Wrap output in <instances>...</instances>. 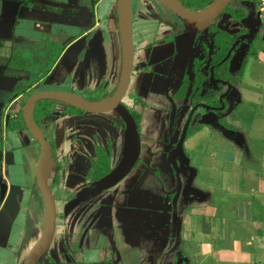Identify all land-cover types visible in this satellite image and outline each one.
Wrapping results in <instances>:
<instances>
[{
	"label": "crops",
	"instance_id": "crops-1",
	"mask_svg": "<svg viewBox=\"0 0 264 264\" xmlns=\"http://www.w3.org/2000/svg\"><path fill=\"white\" fill-rule=\"evenodd\" d=\"M239 3L238 8H250L257 17L258 29L242 26L230 31L236 43L243 44L238 51L245 55L256 39L264 37V19L256 12L254 0ZM118 8L119 0H0V264H24L42 234L37 235V229H44L45 223L43 218L39 223L30 218L41 145L24 122L25 102L32 93L44 90H66L86 98L100 89L114 94L122 73ZM169 9L162 0L133 1L135 50L138 46L143 52L158 40L159 28L169 25L163 21V12ZM212 24L198 31L169 25L177 32L163 40L176 43L178 39L179 43L183 34L207 32ZM178 50L181 65L185 49L180 46ZM257 51L251 55L264 58V50ZM192 55L193 59L195 50ZM246 80L232 79L227 94L226 111L236 105L235 119L207 127L210 136L216 133L220 142L208 140L188 149L194 173L183 181L181 204L167 209L143 207L149 176L161 179L169 193L176 190L177 180L170 172L148 170L142 164L136 183L129 181L118 190L121 201L113 204L112 218L117 222L109 226L111 240L80 241L83 232L89 235V230L80 226L81 220L97 214V206L79 203L78 197L87 189L85 176L73 165V156L62 157L69 161L64 179L59 155L51 160L58 167V181L64 180L68 198L66 215L61 212L65 220L58 223L39 263L43 259L41 264H264V135L251 140L253 120H248L240 104L237 106L239 101L230 100L233 91L243 92ZM257 89L264 92L263 86ZM64 104L55 103L54 114L41 119L58 146L63 139H70L66 124L74 117ZM58 125L63 131L57 138ZM256 128L264 131V123ZM93 158L90 156V162Z\"/></svg>",
	"mask_w": 264,
	"mask_h": 264
},
{
	"label": "rangeland",
	"instance_id": "rangeland-1",
	"mask_svg": "<svg viewBox=\"0 0 264 264\" xmlns=\"http://www.w3.org/2000/svg\"><path fill=\"white\" fill-rule=\"evenodd\" d=\"M237 4H240L239 0H234L230 4V8L227 7L214 21L219 27L215 26L213 23L211 29H208L207 32L201 31L200 33L198 32V35L185 33L180 37L179 43H177L178 39L176 43H173L171 42L172 39L163 40V37L175 34L177 29L175 30L169 25H163L158 30V40L145 46L146 48L143 52L136 46L134 70L129 89L122 101V105L120 104L114 110L105 112L88 110L79 112L78 110H72L71 107L64 104V106H67L69 109L67 111L68 114L74 115V117L72 118L73 120H70L69 124H66L69 130L67 135L70 134V139H63L62 144L59 143L60 146L57 145L58 141L54 138V134L49 132L48 126L43 125L42 121H40L42 128L44 127V131L46 130L45 133L48 139L60 148L58 157L59 161L62 163V169L59 172L63 179L67 175L66 171L69 169V161L63 159V155L73 156V165L78 167V171L81 172V175L85 176L84 185L87 190L81 197H78L81 198L79 202L80 205L87 203L84 206H97V214L95 213L93 216H89L90 218L87 221L85 219L81 220L80 226L85 229L84 231L88 232L89 230V235H86L85 232L81 234V242L85 240V238H88V240L91 239V242L97 239H104L105 237L111 240V227L109 228V226L117 222L116 219L112 218L113 204L118 203V200L121 201V192L119 191H121L120 188H123L124 184L129 181H134V183H136L134 179L138 172L143 171L139 170L142 164L145 163V168L148 170L159 169L162 173L166 171L170 172L177 180L173 166L167 159L168 153L179 139V136H181L183 126L193 104L196 101H205L204 95L218 96L220 90L217 88L220 85L214 82V79L211 78L210 75L206 76L207 87L203 88L199 96H195L192 91L193 75L190 73L193 64L192 52L195 50L196 57L201 58L198 56L201 50H208V57L212 59L218 53L217 49L219 51L215 43L222 40V37H226L222 30H227L229 33L227 37L230 39L232 38L231 32L239 30L242 26L251 31L253 29H258L256 14L250 8H246V11L245 8H243L245 13L240 16L234 8L240 7ZM140 10L142 11V9ZM186 45L187 47H185ZM242 45V43H238V47L232 55L230 64L227 63L221 71H227L226 67L229 66L230 75L233 79H247V85L245 84L246 87H244L245 89L243 92L241 93L240 91V93H236L233 91L230 93V100L236 103L239 101L237 106L240 104V110L248 115L250 118L248 120H253L255 126L253 132L250 133L252 134L251 140H254L258 138L256 137L258 134L259 137L264 135V131L256 130V125L258 126L264 123V92H260L257 89L259 85L264 87V58L262 56H260L261 58L254 57L251 53L255 50L257 51L258 48L264 50V37L256 39L245 55L238 54V50L242 48ZM180 46H183L185 49L184 53L181 55V65H179L180 61L177 60V50ZM212 50H214V54H211ZM258 52L259 51H257V53ZM173 73L177 74L178 77L173 76ZM187 73L190 74L189 88L183 97L176 98V92L185 80V75ZM213 85L217 89H214L215 87H213ZM168 91L174 96L178 105L176 122L171 132L169 131L171 104L168 99ZM138 97L141 98V101L137 103L135 99ZM125 105L135 106L142 113L140 131L142 135L141 156H143V159H140L139 163L132 171L120 181L123 184L118 182V185L115 184L110 188L98 190L96 181L93 180L94 174L92 172H87L91 164L90 156L94 155V157H96V145L100 144L108 148L107 153L109 154L111 166L115 167L118 164L126 146V126L123 123ZM234 106L236 105H233L229 113H227L228 110L224 112H209V110L204 107H200L197 110L190 125L189 136L185 141V152L178 158L182 181L187 182L186 177L194 173V169L189 164V158L192 157V155L189 154L190 152L188 149L196 144H204L205 141L208 140H213L214 143L220 142L219 136L216 135V133L213 132L214 136H210L212 131H210V129L207 130V127L213 128L223 122L222 120L225 122L226 118H229V120L235 119L234 115L236 110H234ZM204 126H206V129L194 135L198 128ZM57 128L58 132H56V137L58 138V135L62 133L63 129L62 126L59 125ZM72 135L75 139V144H73ZM172 138H175L173 144L171 143ZM81 143L83 144L82 146ZM54 170L55 166L53 162L50 161L48 175L52 190L55 192L57 209L60 213L64 211L63 214L66 215L65 207L68 196L65 193L64 180L54 183ZM86 173L87 175H85ZM153 177V175L149 176L148 179H146L149 181L144 184L143 207L167 209L171 205H180L182 200H180L181 196L179 195H183L185 188L181 190L180 194L177 196V189L172 193L166 192V186L163 181H161V179L158 181L154 180L152 179ZM80 181L79 179V186L81 185ZM90 214H92V212ZM64 220L65 217L63 219L60 217L57 220V226L59 222L62 224ZM42 230L43 226L39 227L37 229V235H40ZM89 245H92V243ZM42 260L38 264H41Z\"/></svg>",
	"mask_w": 264,
	"mask_h": 264
},
{
	"label": "water",
	"instance_id": "water-1",
	"mask_svg": "<svg viewBox=\"0 0 264 264\" xmlns=\"http://www.w3.org/2000/svg\"><path fill=\"white\" fill-rule=\"evenodd\" d=\"M133 1L134 0H119L118 18L122 40V73L118 87L110 98L106 100H93L88 99L78 93L66 90H44L32 93L25 102L23 109L24 122L41 145V154L38 161L36 175L37 184L45 202V223L40 238L29 251L24 264H37L55 236L58 220L56 198L50 186L48 175L51 155L53 152V144L46 136L42 126H40L37 122L34 115V106L36 102L41 99H54L77 108H81L83 110L105 112L113 110L115 107L121 104L129 89L135 64ZM162 1L165 2L182 19L187 30L198 31L209 27L234 0H215L205 11H194L193 9L187 7L181 0ZM233 48L234 46L231 48L223 61L231 56ZM211 78L214 79V82H217V79L214 75L213 66L211 67ZM230 88L231 85H229L228 90L223 94V96L229 92ZM170 101L172 109L170 112L169 131L171 132L176 122L178 107L173 98H171ZM224 106L225 103L222 102L220 109H223ZM196 108L197 106H195L189 113L179 140L177 141L175 147L169 151L167 156L168 161L173 166L175 176L177 178V196L180 194L183 187L178 158L185 152V141L187 139L188 129L193 120ZM123 120L125 121L126 125V146L123 156L118 164L113 167L110 172L96 181L98 190L110 188L120 182L137 165L141 156L142 136L137 122L130 112H126L123 115ZM174 139L175 138L171 139L172 144L174 143ZM89 264L113 263L101 262Z\"/></svg>",
	"mask_w": 264,
	"mask_h": 264
},
{
	"label": "trees",
	"instance_id": "trees-1",
	"mask_svg": "<svg viewBox=\"0 0 264 264\" xmlns=\"http://www.w3.org/2000/svg\"><path fill=\"white\" fill-rule=\"evenodd\" d=\"M181 1L187 7H189L190 9H193L194 11H201V10H204V9L210 7V5L215 0H181ZM228 8H230V5L228 6ZM236 11H237V13H239L240 16H242L244 13L242 8L236 9ZM163 13H164L163 14V21L165 23H167L173 27H180V28L187 30L185 28V23L172 9L165 10ZM222 31H223L224 35H226V37L225 38L222 37V40H219L218 43H215L216 47L219 48V51L217 49L218 53L212 59H210L208 57L209 51L205 50V49L201 50V53L198 55L201 58L196 57V55H195L194 58L192 59L193 64H192V69H191L190 73H192V75H193L192 91L194 92L195 96H199L202 93L203 88L207 87L206 86L207 85L206 84L207 83L206 76H210L212 66L214 67V75H215V78L217 79V84L221 85L225 81V79H227L229 82H232L231 80L233 78L230 75V71L228 68L229 66L226 67L227 71H225V70L221 71V69L227 63L230 64V60H232V55L234 54L236 49L232 51L230 58L223 61L226 54L229 52V50L235 44L236 38L235 37L233 38V36H232V38L229 39L227 37V36H229V33L226 30H222ZM214 53H215L214 50H212L211 54H214ZM189 76H190L189 73H187L185 75V80L181 84L179 90L176 92V96H175L176 98L183 97L185 95V93L187 92L189 85H190ZM208 88H210V87H208ZM110 96H111V93L105 91L104 89H100L93 96L88 97V99L103 100V99H106ZM203 97L205 98V102H207V103H210L213 105H221L222 104L219 97L212 96V95H204ZM140 101H141L140 97L135 99V102H137V103ZM57 102H61V101L54 100V99H41L38 102H36V104L34 106V115H35V118H36V120L40 126H41L40 121L42 118L49 117V116H52L54 114V112H55L54 104ZM121 103H123V102H121ZM224 103H225L224 108L223 109L218 108L219 110H216V112L226 111V109L228 107V103L226 100H224ZM66 105L71 107L72 110H78L79 112L85 111L81 108H77V107L69 105V104H66ZM126 112H130L134 116V118H135V120L139 126V129H140V123H141V119H142L141 111L138 110L135 106L125 105V112H123V115ZM123 123L125 124L124 120H123ZM189 130H190V127L188 129L187 138L189 136ZM140 133H141V131H140ZM52 144H53V152L51 155V159L55 161L57 159L58 154H59V150H58L57 145H55L54 142H52ZM107 149L108 148L103 147V146L98 145V144L96 146V157L93 158L91 165H90V168L88 170V172H92L94 174L93 180H95V181H97L98 179H100L101 177L106 175L113 168L110 164V158H109V154L107 153ZM139 161H140V158L138 160V163H139ZM57 168L58 167H56V165H55L54 178H53L54 183H56L59 180V177L57 174ZM50 186H51V183H50ZM51 188H52V186H51ZM61 216H62L61 213L58 211V219ZM30 218L34 219L37 223L42 222V218L45 219V202H44L43 196H42L38 186L35 187L33 194H32V197H31ZM38 263H39V261L37 262V264Z\"/></svg>",
	"mask_w": 264,
	"mask_h": 264
},
{
	"label": "flooded vegetation",
	"instance_id": "flooded-vegetation-1",
	"mask_svg": "<svg viewBox=\"0 0 264 264\" xmlns=\"http://www.w3.org/2000/svg\"><path fill=\"white\" fill-rule=\"evenodd\" d=\"M234 46V48H233V50H235V49H237L236 47L238 46V43H236L235 42V44L233 45ZM232 46V47H233ZM240 51H238V53H239ZM211 73V72H210ZM133 74V73H132ZM211 75V74H210ZM222 84H225V89H222V90H220V92H219V94H218V96H216V97H219V99H220V101H221V103L222 102H224V100H227V94H225L224 96H223V94L228 90V88H229V85H232V83L231 82H229L227 79H225V81L222 83ZM221 84V85H222ZM220 85V86H221ZM223 96V97H222ZM171 98H173L174 100H175V98H174V96H172L171 94H170V92L168 91V99L170 100ZM221 98H222V100H221ZM123 101V100H122ZM175 102H176V100H175ZM177 103V102H176ZM122 104V103H121ZM170 104H171V101H170ZM222 105V104H221ZM221 105H213V104H210V103H207V102H205V101H196L194 104H193V106L190 108V111H189V113L191 112V110L195 107V106H197V108L195 109L196 111H195V113L197 112V110L200 108V107H204L205 109H207V110H209V112H212V111H216V110H219L218 108H220L221 107ZM177 107H178V105H177ZM172 109V105H171V108H170V110ZM178 110V109H177ZM171 112V111H170ZM195 113H194V115H195ZM189 115V114H188ZM187 118H188V116H187ZM187 120V119H186ZM186 122V121H185ZM169 123H170V117H169ZM184 127V126H183ZM182 131H183V129H182ZM181 134H182V132H181ZM179 138H180V136H179ZM179 140V139H178ZM177 140V141H178ZM176 143L177 142H175V144H174V146L172 147V149L175 147V145H176ZM171 149V150H172ZM170 150V151H171Z\"/></svg>",
	"mask_w": 264,
	"mask_h": 264
},
{
	"label": "built area",
	"instance_id": "built-area-1",
	"mask_svg": "<svg viewBox=\"0 0 264 264\" xmlns=\"http://www.w3.org/2000/svg\"><path fill=\"white\" fill-rule=\"evenodd\" d=\"M255 10L264 19V0H254Z\"/></svg>",
	"mask_w": 264,
	"mask_h": 264
}]
</instances>
